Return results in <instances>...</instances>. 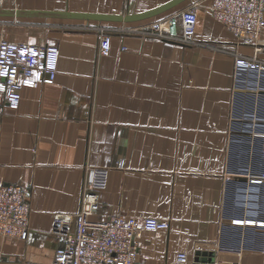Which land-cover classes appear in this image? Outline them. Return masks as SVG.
<instances>
[{"label":"crops","instance_id":"crops-1","mask_svg":"<svg viewBox=\"0 0 264 264\" xmlns=\"http://www.w3.org/2000/svg\"><path fill=\"white\" fill-rule=\"evenodd\" d=\"M167 1L0 0L5 38L59 47L53 82L24 87L17 108L0 92V181L31 196L28 236H0V264H53L54 215L80 210L88 165L109 167L92 219L122 212L170 222L139 234V264H177L179 252L189 264H264V180L252 181L264 174V70L237 74L222 51L262 47L264 59V32L257 44L238 41L210 0L131 22L61 15L139 13ZM188 6L199 16L196 46L115 31L101 55L99 32L83 26L146 23Z\"/></svg>","mask_w":264,"mask_h":264},{"label":"built area","instance_id":"built-area-1","mask_svg":"<svg viewBox=\"0 0 264 264\" xmlns=\"http://www.w3.org/2000/svg\"><path fill=\"white\" fill-rule=\"evenodd\" d=\"M212 16L233 32L238 41L257 44L264 32V0H210ZM199 16L188 6L172 14L140 24H85L100 34L99 53L110 52L115 31L134 33L142 37H157L188 46L200 44L196 39ZM216 49L220 46L209 45ZM262 47L253 54L222 50L235 57L236 73L243 69L264 70ZM57 44H31L10 41L0 33V92L7 104L17 108L22 89L53 82L58 74ZM264 153V133L262 134ZM108 166L88 165L83 185L82 204L76 212H57L51 233L59 239L53 264H139L137 237L146 230H165L170 222L155 216H134L112 212L103 219H92L100 207L98 190L107 185ZM264 180V174L252 181ZM29 189L20 183L0 181V236L25 239L28 236L31 201ZM251 222L250 219L246 220ZM253 222V221H252ZM264 225V221L259 220ZM187 252H179L177 264H189ZM191 264H217L212 260H193Z\"/></svg>","mask_w":264,"mask_h":264},{"label":"water","instance_id":"water-1","mask_svg":"<svg viewBox=\"0 0 264 264\" xmlns=\"http://www.w3.org/2000/svg\"><path fill=\"white\" fill-rule=\"evenodd\" d=\"M184 0H169L163 4H160L149 10L139 12V13H130V14H107V13H98V12H60L61 15L71 18L79 19H90V20H99V21H122V22H131L137 20H143L156 16L175 5L179 4ZM244 179V178H243Z\"/></svg>","mask_w":264,"mask_h":264}]
</instances>
